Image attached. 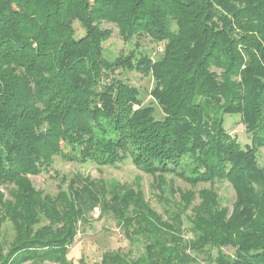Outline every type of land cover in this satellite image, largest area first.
Masks as SVG:
<instances>
[{"label":"trees","instance_id":"trees-1","mask_svg":"<svg viewBox=\"0 0 264 264\" xmlns=\"http://www.w3.org/2000/svg\"><path fill=\"white\" fill-rule=\"evenodd\" d=\"M104 25L163 51L109 58ZM120 70L154 79L161 118ZM225 116L240 118L247 144ZM56 157L131 160L161 190L168 176L190 189L165 186L166 218L141 190L80 176L52 196L31 177ZM220 182L235 192L232 208L212 188ZM95 209L143 251L106 252L94 264H264V0H0V264H74L70 248Z\"/></svg>","mask_w":264,"mask_h":264},{"label":"rangeland","instance_id":"rangeland-1","mask_svg":"<svg viewBox=\"0 0 264 264\" xmlns=\"http://www.w3.org/2000/svg\"><path fill=\"white\" fill-rule=\"evenodd\" d=\"M104 28L113 31L112 37L105 43V54L109 58L118 57L121 54H127L130 51L138 50L139 52H147L153 59L159 56L163 51V44L152 42L149 38H135L130 43H125L119 35L118 29L114 25H104ZM78 34H82L81 29L77 28ZM138 45V46H137ZM116 76L131 86L137 88L141 93L142 104L144 106L151 105L156 110V117L161 118L162 112L152 99V92L155 81L151 76H144L138 71L120 70L116 72ZM225 128L238 141L245 145L248 143V135L241 120L236 116H225ZM263 165V160L260 161ZM90 178L92 180H100L109 190L113 187L130 186L132 189L141 190L145 199L152 205V208L160 215H164L165 204L161 203L158 196L166 194L169 198L173 195L172 191L165 186L174 180V187L182 190H189L190 187L182 181L167 177V183L161 190V185L154 177L144 174L137 169L131 160L115 166H99L89 162L86 164L69 163L63 161L60 157H56L49 171L43 172L37 177H31L34 187L46 194L57 196L62 189L66 190L70 181L77 177ZM170 186V185H169ZM203 188H211L209 184L201 185L195 191ZM219 195L221 205L231 207L235 202V192L228 182L216 183L213 187ZM164 191V193H162ZM179 200V195H176ZM199 202L196 201L194 204ZM184 217L183 229L190 227L186 217L192 214L189 209ZM15 232L11 223L7 222L3 226V244L8 247L14 239ZM187 238H190L187 236ZM186 238V239H187ZM132 250L134 258H138L143 249L136 243L131 242L125 235L121 225H119L112 216H101V211L95 209L88 222L80 224L79 233L75 244L70 248L68 259L74 264H94L102 259L106 252ZM232 253L231 249H224V254ZM216 255V251L213 252ZM198 264H208L204 256L199 257Z\"/></svg>","mask_w":264,"mask_h":264}]
</instances>
